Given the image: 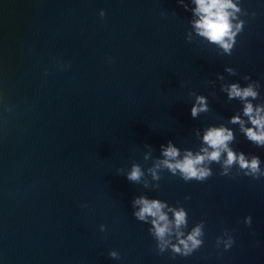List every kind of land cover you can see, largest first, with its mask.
<instances>
[{
    "label": "water",
    "instance_id": "water-1",
    "mask_svg": "<svg viewBox=\"0 0 264 264\" xmlns=\"http://www.w3.org/2000/svg\"><path fill=\"white\" fill-rule=\"evenodd\" d=\"M186 2L188 11L177 0H0V264H264V177L221 176L216 163L203 182L149 171L161 144L197 150L220 123L264 168V147L228 123L242 103L220 90L249 75L260 82L253 103L264 102V0H241L249 15L231 55L201 43ZM193 90L210 108L196 118ZM133 164L139 184L126 178ZM140 195L184 207L185 234L203 220V245L159 253L151 218L132 215ZM225 229L227 250L216 244Z\"/></svg>",
    "mask_w": 264,
    "mask_h": 264
},
{
    "label": "clouds",
    "instance_id": "clouds-1",
    "mask_svg": "<svg viewBox=\"0 0 264 264\" xmlns=\"http://www.w3.org/2000/svg\"><path fill=\"white\" fill-rule=\"evenodd\" d=\"M184 10H189L186 0H177ZM194 7L191 9L194 18L190 21L191 27L201 43H207L221 55H231L236 44L237 36L244 29L246 21L242 16H248L247 9L242 8L241 0H191ZM99 15L105 16V11L100 10ZM256 13L252 12L251 16ZM186 40L192 42V35L189 33ZM70 66V65H68ZM230 75H236V69L225 66L224 69ZM47 74V70L45 72ZM243 80L248 81L241 85L239 81L223 82L220 90L227 94L228 100L238 99L243 107L242 111L233 114L228 123L239 125L240 132L246 139L258 147H264V102L253 103L260 98V82L252 80L249 75H244ZM216 80L225 81L223 74L217 73ZM213 85L215 81H210ZM195 97L191 107L192 118L198 117L201 113L210 111L205 95H196L193 90L189 94ZM3 93L0 92V103H3ZM11 111V109H8ZM246 124L248 126H246ZM196 135L200 136V130L196 129ZM235 140L234 131L224 123L208 125L204 128L202 140L197 150L185 148L181 150L173 141L169 140L160 145L162 160L158 159L154 166L149 169L153 178L159 180L158 170H168L173 175H179L185 182L196 180L203 182L212 176L211 164L220 165V175H232L231 170L236 168V174L243 173L253 179L264 177V168L261 167V159L258 155L235 150L231 145ZM151 150V145H146ZM148 159V154H145ZM143 171L138 164H133L130 171H127L126 178L130 182L139 184ZM148 185L145 184L144 187ZM156 187H159L158 185ZM188 199V197H186ZM132 215L139 221L151 223L149 232L156 241V248L159 253L171 250L173 257L177 254L189 256L198 250L204 243V221L197 223L191 231L185 234L187 228V211L184 207H173L166 201L159 198H148L144 195L132 199ZM172 214V219L169 218ZM244 223L251 226L252 216L244 217ZM101 231H106L105 225H100ZM174 237V239H173ZM223 243L224 249H229L234 238L224 231L222 237H217V247ZM109 256L119 258L116 250H110Z\"/></svg>",
    "mask_w": 264,
    "mask_h": 264
}]
</instances>
